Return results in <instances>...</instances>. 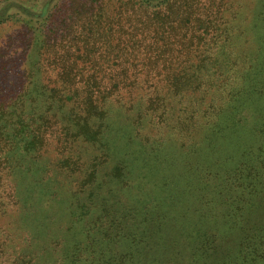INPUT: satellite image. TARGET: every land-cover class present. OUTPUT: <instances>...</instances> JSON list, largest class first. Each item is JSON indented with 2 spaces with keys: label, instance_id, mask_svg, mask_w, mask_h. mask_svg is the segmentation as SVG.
Returning a JSON list of instances; mask_svg holds the SVG:
<instances>
[{
  "label": "trees",
  "instance_id": "obj_1",
  "mask_svg": "<svg viewBox=\"0 0 264 264\" xmlns=\"http://www.w3.org/2000/svg\"><path fill=\"white\" fill-rule=\"evenodd\" d=\"M249 1L251 32L248 39H239V32H233L237 27L232 25L240 16L239 7H230L231 3H236L234 0H0V28L12 26V31L0 42V264L51 261L47 248L41 244L42 239L36 240L27 227V233L21 230L23 233L15 234L11 222L4 231L1 218L8 214L9 202L17 213L21 211V203L24 212L35 200L44 202L36 214H43V208L49 211L54 206L43 200L46 185H34L41 183L43 173L50 171L42 155L51 146L53 151L62 152L56 162L67 166L69 173L82 171L80 186H89L91 198L98 205L104 204L101 214H97L98 226L109 210H112V223L131 214L128 206L118 210L120 189L111 183L114 177H122V166L112 167L100 180L98 173L108 159V155L100 154H107L111 147L107 135L114 127L109 128L110 123L117 118V109H123L126 97L129 99L138 89L141 92L133 98L137 101L134 108L137 113L131 122L119 120L118 129L131 151L133 145H137L144 154L143 159L137 157L133 161L138 159L147 165V156L156 149L167 154L164 147L173 137L170 134L173 131L174 135L181 136L184 132L194 137L192 140H197L198 144L202 135L205 140L218 136L226 144L230 143L227 138L235 134L231 127L243 120L240 110L246 107V102L256 106L259 116H263V122L255 123L252 129L264 150V0ZM221 25L223 27H219ZM103 51L119 53L114 57L103 55ZM196 51L201 52L202 58L196 63L195 71L168 72L162 77L151 72L157 61L163 60L162 66H169L171 61L167 62L165 57L190 56ZM141 56V66L147 70L142 74L131 72L129 68L137 66ZM86 66L92 70L84 72ZM110 67L118 70H107ZM205 68L206 72H202ZM11 72L14 78L8 82ZM156 79L164 82V89L157 87ZM173 118L176 125L170 122ZM230 120L236 121L230 124ZM158 122L162 123L161 127L157 126ZM147 125L156 127L151 129L154 132ZM227 130L232 131L228 134ZM157 134L159 138L155 140ZM83 145L101 150L91 163L81 160ZM169 158L164 156L160 160L155 156L151 163L156 161L154 166L162 165ZM21 165L26 166L28 175L21 171L16 175ZM116 171L121 174L117 175ZM36 173L39 176L35 178ZM237 173V184L230 183L228 188L232 192L243 185L241 178L246 176L237 170L233 175ZM225 178L229 180L230 174ZM52 181L54 184L50 187H57L55 194L61 193L64 182L53 177ZM67 184V191L70 189L73 195L79 196L81 187L76 191ZM257 186H251L248 195L263 192ZM39 190L43 195L37 192ZM248 203L252 204L243 208L239 216L226 208L220 225L231 221L230 226L240 227L244 216L248 219L259 213L264 209V192L253 202L248 199ZM22 211L21 216L26 214ZM54 213L58 215L57 211ZM32 215L35 214L28 213L29 217L40 221L38 216ZM164 216L168 215L159 217ZM142 222L145 224L144 220ZM20 226L21 223L17 227ZM118 226L123 233L128 230L124 221ZM114 230V234L106 233L109 237H96L93 231V243L98 246L104 243L108 248L107 264H132L129 256L132 254L117 249L124 240L117 229ZM158 231L159 228L152 232L147 230L146 237L144 229H140L145 245L152 247L156 242H164L165 235L161 236ZM136 232L134 229L129 233V243L135 246L141 243ZM88 234L84 233L86 237ZM222 241L227 244L224 261L230 256V252H226L231 249L227 242L232 241L228 238ZM237 245L242 255V248L247 245L245 235ZM151 250L146 255L155 254Z\"/></svg>",
  "mask_w": 264,
  "mask_h": 264
},
{
  "label": "rangeland",
  "instance_id": "obj_2",
  "mask_svg": "<svg viewBox=\"0 0 264 264\" xmlns=\"http://www.w3.org/2000/svg\"><path fill=\"white\" fill-rule=\"evenodd\" d=\"M234 1L236 3H231L230 7L231 9L239 7L240 16L232 23L233 26L237 27L233 32H239V39H248L252 24V18H248L251 12V1ZM9 31H12V26L0 28V42L10 33ZM78 53L80 54V51ZM103 53V55L115 57V54L119 52L103 51ZM200 54L201 52L196 51L190 56L180 54L175 58L165 57L167 62L168 60L171 61L170 64L168 63L169 66H162V64H165L163 60L157 61L151 72L162 77L168 72L195 71L197 62L202 58ZM141 59H143L142 56L138 58L137 66L129 68L131 72L142 74L147 70L141 66ZM104 68H102L103 72H105ZM111 69L116 70L117 68L110 67L107 70ZM83 70L85 72L92 70V68L86 66ZM202 70V72H206L207 68ZM212 70L214 69L212 68ZM13 78L14 75L11 72L8 76V82ZM163 83L160 80L157 81L156 85L164 89ZM8 85L10 86V84ZM139 92H141V89H138L134 95L129 96V99L126 97L127 100H124L123 109L115 108L117 109V118L110 123L109 128H114L110 132L108 130L107 135L111 147L107 154H100V156L108 155V159L100 166L98 173V180H100V177L104 174L111 172L112 167L122 166V177H114L111 183L120 189L118 210L128 206L132 210L131 214L127 215L124 220L117 219L112 223V210H109L110 213L103 217L102 221L105 220L101 226H98L97 214L100 213L104 204L98 205L95 199L91 198V188L89 186H80L79 181L82 177V171L80 173L78 171L69 173L67 166L56 162L62 156V152L53 151L51 146L50 150L42 155V161L47 165L46 168H50V171L43 173L45 175L42 176L41 183L34 185H36L35 187L46 185L45 195L41 190L37 192L44 196L43 200L50 201L48 203L54 204V206H51L49 211L43 208V214H36V211L42 209L43 201H32L24 212L22 211L24 205L21 203V211L26 212L25 215L22 214L21 216V211L17 213L16 207L10 205L12 203L9 202L10 210L8 214L1 217L3 230L6 231L10 222L15 229V234L23 233L21 230L27 233V227L29 231L34 233L36 240L42 239L41 244L45 246L44 249L47 248L48 256L51 259V261L47 260L48 264H107L108 248L104 243L100 246L93 243V231L96 232V237H104L114 234L115 228L118 231L117 234L123 237L124 240V243L119 244L117 249L128 254L131 253L132 255L129 256L132 264H264V212H262V207L256 215L253 214L248 219V216H244L243 221L239 223L240 227L231 225V228L229 225L231 221L225 223V225H220L221 214L226 211V208L239 216L240 211L243 213V208H249L252 204H247L248 199H252L253 202L257 196L264 192V150L260 148L258 135L254 134L252 129L255 123L263 122V116H259V110L257 111L256 106L248 105L250 102H246V107L240 110L243 120L235 127H231L235 134L227 138L230 141L227 144L222 138L218 139V136H215L214 139L211 138V140H207L208 138L205 140L203 135L199 136L201 144H198L197 140H192L194 137L192 138L184 132L181 133V136L174 135L173 131V133H170L173 137H170V142L164 147L167 154L160 149H156L151 155L147 156L149 157L147 165H143L145 162L142 160L141 163L138 159L133 161V158L138 157L140 159L144 157L140 147L133 145L134 150L131 151L130 145L126 144L127 141L122 134H118L119 120H125L126 123L131 122V118L137 113L135 110L137 101L136 99L133 101V98ZM156 117L155 113V121L159 120ZM179 119H182V115L179 116ZM235 121L230 120L229 123L232 124ZM170 122L176 125L174 118ZM132 125L133 123L130 124V131H132ZM147 126L150 130L156 128L150 125ZM157 126L161 127L162 123L158 122ZM148 127L145 129H149ZM232 130H227L228 134ZM151 132H154V130H151ZM158 138L159 134L156 135L155 140H158ZM180 144L184 146L182 149L179 148ZM93 148L96 147L83 145L81 148L83 156L81 160L87 164L91 163L95 155H99L101 152L100 149L96 151ZM155 156L159 157L160 160L164 156H170L171 158L167 159V162L163 161L162 165L157 164L154 166L153 164H156V161L154 163H151V161L155 159ZM102 160L104 159L102 158ZM145 161L147 162L146 159ZM150 165H153V167H150ZM25 167L21 165L17 169L16 175L19 171L28 175ZM236 167L239 169H236ZM234 170L240 171L246 176L241 178L243 185L232 192V189L228 190L230 183L236 185L239 177L238 173L236 176L233 175ZM116 174H121V171H116ZM229 174L230 179L227 180L225 176ZM251 174L253 177H251ZM37 175L39 176L38 173L33 176L36 178ZM50 176L64 182V186L60 187L61 193L55 194L54 189L57 187H50L54 184ZM222 178H225V180H222ZM234 178H237V180L232 181ZM17 180L18 177L16 176L15 181ZM47 182L50 183L49 186H47ZM67 183L71 185L72 190L78 191L81 187L79 196L73 195L74 193L72 194L70 189L67 191ZM254 184H258L257 187H260L263 192L257 193L256 196L253 193L248 195V191L251 190V186ZM10 185L12 186V184ZM120 194H123V196ZM226 198H229L230 201H225ZM99 199L98 201H100ZM24 201H27V198H24ZM54 207L58 215L54 213ZM92 207L93 209H91ZM29 212L35 214L32 215L33 217L38 216L41 222L38 219H32L31 216L29 217ZM121 213H119V217L122 215ZM163 214L168 216L166 218L165 216L164 218L159 217ZM142 220L145 221V224ZM119 221L128 224V230L125 233L118 229L120 223H117ZM19 223L22 226L17 227ZM69 227L72 229L68 230ZM142 228L146 237L147 230L152 232L159 228L158 233L161 236L165 235L164 242H156L152 247L151 245H145L146 241L140 234ZM134 229H136V233L141 240V243L136 246L129 243V233H132ZM84 233L89 234L86 237ZM243 235L246 236L247 245L244 248L240 246L243 249L241 255L238 253L237 244L238 241H242ZM227 238L232 241L230 244L227 242L231 249L226 252H230V256L228 260L226 257L222 261L223 252L227 247V244H223L222 239ZM60 241H62V245ZM59 242L60 244H57ZM60 245L61 247H59ZM217 245L220 247L217 248ZM41 249L39 250L40 253H42ZM150 250L155 254H152V256L146 255L150 254ZM49 251L54 253L49 255ZM71 251L72 253L69 254ZM47 263L42 260L41 264Z\"/></svg>",
  "mask_w": 264,
  "mask_h": 264
}]
</instances>
